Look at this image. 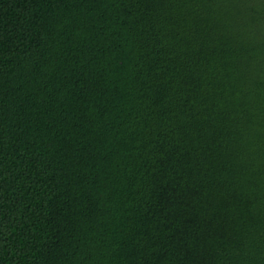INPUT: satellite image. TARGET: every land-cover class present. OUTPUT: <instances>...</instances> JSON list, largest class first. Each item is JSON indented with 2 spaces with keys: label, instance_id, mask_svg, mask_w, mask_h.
I'll return each mask as SVG.
<instances>
[{
  "label": "trees",
  "instance_id": "1",
  "mask_svg": "<svg viewBox=\"0 0 264 264\" xmlns=\"http://www.w3.org/2000/svg\"><path fill=\"white\" fill-rule=\"evenodd\" d=\"M0 264H264V0H0Z\"/></svg>",
  "mask_w": 264,
  "mask_h": 264
}]
</instances>
